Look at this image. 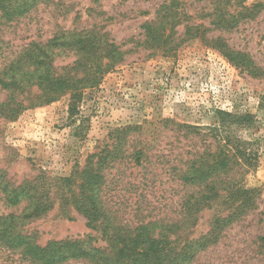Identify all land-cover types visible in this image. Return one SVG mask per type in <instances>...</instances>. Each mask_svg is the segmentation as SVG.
Here are the masks:
<instances>
[{"label": "trees", "instance_id": "1", "mask_svg": "<svg viewBox=\"0 0 264 264\" xmlns=\"http://www.w3.org/2000/svg\"><path fill=\"white\" fill-rule=\"evenodd\" d=\"M210 2L212 10L203 17L209 19L206 26L196 22L179 0L164 1L155 17L143 23L142 45L169 52L200 37L237 68L254 77L263 76L264 67L249 51L210 32L234 31L241 23L256 19L264 13V0L250 4L247 0ZM41 4L60 6L64 0H0V92H4L0 98V121H15L27 109L49 104L65 94L69 95L70 113L76 114L85 89L97 86L124 57L121 46L98 26L82 30L60 28L46 40L31 39L13 49L11 42L2 37V27L19 22ZM183 23L185 30L181 35L177 27ZM68 56L74 60L64 65L56 63ZM217 116V124L209 127L177 123L196 136L207 135L203 131L207 129L216 139L215 149L211 144L178 160L166 156L155 159L154 164H163L165 172L185 190L177 215L166 212L150 217L137 207L134 218L126 220L117 206L119 202L110 203L122 181L119 174L124 163L149 168L147 185L151 180V151L132 139L140 125L115 128L85 164L68 176L53 177L41 171L18 182L0 169V196L4 205L12 209L0 215V245L33 264H195L199 255L216 245L230 226L258 207L260 197L259 189L243 183L246 171L257 164L256 142L233 135L236 129L254 127L255 115L219 110ZM114 168L117 173L110 176ZM56 206L63 216L72 209L83 215L91 231L84 236L39 243L37 234L26 226L47 216ZM205 211H212L209 228L196 235Z\"/></svg>", "mask_w": 264, "mask_h": 264}, {"label": "rangeland", "instance_id": "2", "mask_svg": "<svg viewBox=\"0 0 264 264\" xmlns=\"http://www.w3.org/2000/svg\"><path fill=\"white\" fill-rule=\"evenodd\" d=\"M164 1L169 0H64L60 6L41 4L19 22L2 27V37L15 49L31 39L46 40L60 28L82 30L98 26L109 32L125 54L97 86L85 89L76 114L70 113L69 95L65 94L49 104L27 109L15 121L1 120L0 169L18 182L41 171L53 177L68 176L85 164L115 128L140 125L132 139L151 151V180L147 185L149 168L124 163L119 174L122 181L110 203L119 202L117 206L126 220L134 218L137 207L150 217L166 212L177 215L185 190L165 172L163 164H154L155 159L166 156L178 160L211 144L215 149L216 142L207 129L203 130L207 135L196 136L177 123L209 127L217 124L219 110L250 112L256 117L254 127L236 129L233 135L256 142L257 164L246 171L243 183L259 189L258 207L230 226L216 245L199 255L195 264H264V75L254 77L242 71L200 37L169 52L142 45V25L155 17ZM179 1L196 22L209 25V19L203 17L212 10L210 0ZM254 1L259 0L247 3ZM177 30L182 35L184 23ZM210 33L221 34L232 46L249 51L264 67V13L241 23L234 31ZM73 60V56H68L56 63L64 65ZM3 97L4 92H0ZM116 173L114 168L110 176ZM10 211L0 196V215ZM211 215L212 211L203 213L196 235L208 230ZM26 228L37 234L41 244L91 231L83 215L72 209L63 216L58 206ZM0 264L33 263L0 245Z\"/></svg>", "mask_w": 264, "mask_h": 264}]
</instances>
